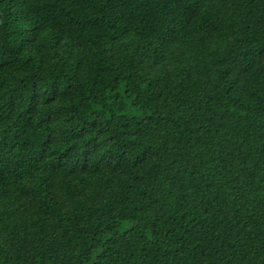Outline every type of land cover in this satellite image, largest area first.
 I'll use <instances>...</instances> for the list:
<instances>
[{
  "label": "trees",
  "instance_id": "trees-1",
  "mask_svg": "<svg viewBox=\"0 0 264 264\" xmlns=\"http://www.w3.org/2000/svg\"><path fill=\"white\" fill-rule=\"evenodd\" d=\"M0 264H264V0H0Z\"/></svg>",
  "mask_w": 264,
  "mask_h": 264
},
{
  "label": "rangeland",
  "instance_id": "rangeland-1",
  "mask_svg": "<svg viewBox=\"0 0 264 264\" xmlns=\"http://www.w3.org/2000/svg\"><path fill=\"white\" fill-rule=\"evenodd\" d=\"M131 113H136V111H134V110H132V111H130Z\"/></svg>",
  "mask_w": 264,
  "mask_h": 264
}]
</instances>
